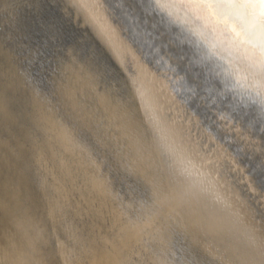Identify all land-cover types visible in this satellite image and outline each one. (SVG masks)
I'll use <instances>...</instances> for the list:
<instances>
[{
	"label": "bare ground",
	"instance_id": "1",
	"mask_svg": "<svg viewBox=\"0 0 264 264\" xmlns=\"http://www.w3.org/2000/svg\"><path fill=\"white\" fill-rule=\"evenodd\" d=\"M65 2L77 13L61 8L79 22L76 40L57 61L61 76L46 98L30 89L22 107L38 131L28 160L45 219L66 233L63 239L52 228L61 263L201 264L217 257L218 264H264V0ZM86 28L124 73L140 120L101 92L86 105L91 60L107 62ZM97 114L111 135L97 127ZM15 147L16 157L23 146ZM24 170L19 166L9 185L14 197L21 186L18 201L28 204ZM19 215L11 223L26 232L30 216ZM22 237L24 249L11 244V263L45 264L36 236Z\"/></svg>",
	"mask_w": 264,
	"mask_h": 264
},
{
	"label": "rangeland",
	"instance_id": "2",
	"mask_svg": "<svg viewBox=\"0 0 264 264\" xmlns=\"http://www.w3.org/2000/svg\"><path fill=\"white\" fill-rule=\"evenodd\" d=\"M14 2L16 3L14 4ZM0 5H1L0 6V18H1L0 19V30H1L0 36L5 35L4 37L3 36L0 37V56H1L0 57V94H2V96L4 97L3 98L4 106L6 108L7 114L8 112L10 114L8 118L9 120H7L6 122V120H4L3 115L0 113V204L3 206L2 207L0 205V232H1L0 233V264H13L11 263L12 261L11 258L12 256H15L14 254H16L17 251H14L15 248H12L11 244L13 243L16 244L15 242H17L18 244H16L17 245L16 248H18L19 246L20 250L24 249L25 248L23 245L24 242L22 241L24 240V237H22L24 233H27L28 235H31V236H33L34 234V236H36L37 240H36L35 246L40 251V254L43 256V260L45 264H62L61 259L58 254L59 253L58 247L56 244V233L58 237H61V238L63 237V239L66 238V233L62 228V223H59L57 221L54 223V225H52L53 223H50L49 221L45 219V215L43 212V204H44L43 198L41 197L40 191L36 185L33 173L31 171V164L29 163V160H28V155H29V150H30L29 147L30 145L31 146L33 145L31 135L32 133L38 134V131L36 127L35 128L33 127L32 122H30L28 118L24 115L22 107L24 106V99L26 95L28 94V91H30V89L35 90V92H37L38 95L41 96L42 98H46L45 95H48V90L52 89V83H51L52 79L54 77L57 78L61 76L60 75L61 71L58 70V64L60 62H57V61L60 60L59 58L65 59L67 57L68 53L65 52L66 47L70 45L68 43L70 40H74V39L76 40V38L74 37L72 33H74V31L77 32L76 30L77 28L75 27V25L79 24V22L74 21L70 17H68L69 15L67 14L65 15V12H63L62 9L65 8L67 9V11L71 13H75V14L77 13L75 12V8L71 4H67L65 0H40V1L38 0H18V1L17 0L15 1L6 0L5 3H1V0H0ZM13 9L15 12L13 11ZM4 10H6L5 12L7 14L6 13L4 14L3 12ZM8 10L10 12L12 11L11 12L12 14L8 13L9 12ZM6 16L11 17V18H7ZM33 18L34 19L36 18V20H34ZM77 20H80V17H78ZM8 21H11L13 23L15 22L16 25L15 23L13 24ZM70 21H72V23L69 24ZM73 22H75V25ZM51 23H54L56 26L54 27V25ZM66 23H68L69 25L68 24L66 25ZM1 25H3L6 28H4ZM5 29L7 31H5ZM9 29L11 30L9 31ZM32 29L34 32L32 31ZM85 31L90 34L93 42L97 45V41L92 36L89 29L86 28ZM19 36L21 38H19ZM2 38L4 41L7 40V43H10V44L8 45L7 43H5L6 41L4 42ZM26 42H29V44ZM3 43H5L6 46L8 45V47H5V44L3 45ZM79 46L80 45H78V47ZM97 46L99 50H101V52L107 58L106 63L107 64L109 63L110 67L114 70V73L111 72L110 70L111 68H109L105 62L103 64L100 61L91 60L94 64L93 73H94L96 80L94 79L92 87L87 88V91L85 93L86 94L85 99L87 101L86 105L88 104L89 106L91 105L93 106L95 103V93L101 92L107 96L110 103L118 104V105L120 104L121 106L125 105L129 107L130 109L134 110V114H133L134 117L136 118L135 115H137L138 119L137 118L136 119L140 120L142 117L141 112L138 109V105L135 101L134 94L132 93V90L130 88V85L124 73L121 72L120 68L112 60L111 56L100 45H97ZM12 47H13V50H12ZM9 49H10V52L12 51L11 53H9ZM13 51L16 52L17 54L19 52V54L13 55L14 54ZM15 60L17 61L20 60V62H17V61L15 62ZM36 84H38V86ZM36 86L39 88V90L36 88ZM47 88L49 89L47 90ZM43 93H45V95H43ZM60 107L61 106L59 105L57 108H55L57 112L60 111ZM97 109L99 110V108ZM98 110L96 111V113L99 114L101 111L100 110L98 111ZM98 114H97V117H98L97 127L105 130L106 134L111 135L113 132L112 130L113 127L110 124L108 125L104 117L101 118V116H99ZM28 132L30 135L29 137H28ZM82 135L85 136V138H87L91 144L93 145L96 144L95 142H92L91 139L87 137L86 134L82 133ZM17 144L19 145V147L20 145L23 146V148L20 147L21 149L20 153L15 157V152H17L15 145L17 146ZM19 155H21V157H18ZM23 164H24L25 170H24L23 176L20 179L24 181L23 179L24 177L30 189L31 199L29 200L28 204H27V201H25L24 199H22L25 202L24 204L18 201V199H21L22 197L21 196V186L18 187L20 189L19 190L20 193H18V195L14 197L13 194L11 193V192H14V188L11 187V185H9L12 182V179H11V177L13 176L12 174L16 171V169L19 166H23ZM117 178L118 177H115L114 180H117ZM123 179L125 180L128 179L129 181H131V179H129L128 176H125ZM117 181H119L120 189L123 191L124 188H123L122 181L120 180H117ZM18 185H15V186H18ZM2 187H4V189ZM136 193L137 194L141 193L140 187L137 188ZM11 196L13 197L12 199L10 198ZM2 202L4 203L2 204ZM26 204L28 205V207ZM9 207H11L12 209ZM18 209H20V211H18ZM23 212H26V213H23ZM16 214L17 216L21 214L18 217L19 219L25 218L24 214L26 217L30 216L29 217L30 219L28 218L24 221L25 223L24 229L26 228L25 229L26 232H22V229L20 230L19 227H16L15 225L11 223L12 222L11 218L16 217V216L15 217H12V216ZM4 218L5 219L7 218L6 220L8 221L3 220ZM39 219L42 224L39 222ZM29 220L30 221L32 220V221L30 222ZM4 222H8L9 225L8 223L4 224ZM10 224H12L13 228H17L18 230L16 229L14 230L10 226ZM6 225L11 227L12 230ZM53 226L54 228H56V233L53 232L52 230ZM14 231H18V232L13 234ZM7 233H9L8 235L11 234L10 239H9L10 241L4 239L5 237L4 234H7ZM20 244H22L23 247ZM2 246L4 247V249L2 248ZM5 247H6V250H5ZM8 248L10 249V251ZM11 251H12V254H11ZM213 258L215 259V261H205L201 264H218L219 262L216 261L217 257H213Z\"/></svg>",
	"mask_w": 264,
	"mask_h": 264
},
{
	"label": "water",
	"instance_id": "3",
	"mask_svg": "<svg viewBox=\"0 0 264 264\" xmlns=\"http://www.w3.org/2000/svg\"><path fill=\"white\" fill-rule=\"evenodd\" d=\"M122 72V71H121ZM123 73V72H122Z\"/></svg>",
	"mask_w": 264,
	"mask_h": 264
}]
</instances>
